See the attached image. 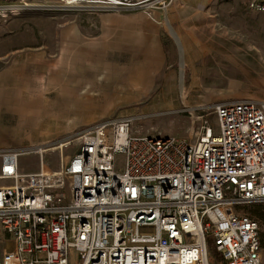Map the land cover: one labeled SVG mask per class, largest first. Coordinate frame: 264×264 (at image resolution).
I'll use <instances>...</instances> for the list:
<instances>
[{
	"label": "rangeland",
	"instance_id": "374dc122",
	"mask_svg": "<svg viewBox=\"0 0 264 264\" xmlns=\"http://www.w3.org/2000/svg\"><path fill=\"white\" fill-rule=\"evenodd\" d=\"M248 2L91 11L0 0V100L14 99L0 107V155L20 153L23 173L54 172L82 131L110 118L132 116L140 134L194 142L205 123L215 127L214 104L264 101V13ZM244 213L264 241V201ZM210 257L221 264L213 247Z\"/></svg>",
	"mask_w": 264,
	"mask_h": 264
},
{
	"label": "built area",
	"instance_id": "2783aa9c",
	"mask_svg": "<svg viewBox=\"0 0 264 264\" xmlns=\"http://www.w3.org/2000/svg\"><path fill=\"white\" fill-rule=\"evenodd\" d=\"M147 0H57L68 10L132 9ZM171 3L172 0H163ZM264 13V0H249ZM194 142L140 134L132 116L82 131L58 171L23 173L0 155V264H264V101L211 107Z\"/></svg>",
	"mask_w": 264,
	"mask_h": 264
},
{
	"label": "crops",
	"instance_id": "0c3cea01",
	"mask_svg": "<svg viewBox=\"0 0 264 264\" xmlns=\"http://www.w3.org/2000/svg\"><path fill=\"white\" fill-rule=\"evenodd\" d=\"M16 103V102H15ZM14 104V99H11V98H6V100L4 102H2L0 100V107H7L9 105H13Z\"/></svg>",
	"mask_w": 264,
	"mask_h": 264
},
{
	"label": "water",
	"instance_id": "95a60500",
	"mask_svg": "<svg viewBox=\"0 0 264 264\" xmlns=\"http://www.w3.org/2000/svg\"><path fill=\"white\" fill-rule=\"evenodd\" d=\"M166 24H167V26H168V28H169V31H170L171 35L173 36L174 40L176 41V43H177V45H178V40H177V38H176V35H175L174 31H173L172 28L169 26L168 22H166ZM178 47H179V45H178ZM179 50H180V52H181V49H180V48H179Z\"/></svg>",
	"mask_w": 264,
	"mask_h": 264
},
{
	"label": "trees",
	"instance_id": "16d2710c",
	"mask_svg": "<svg viewBox=\"0 0 264 264\" xmlns=\"http://www.w3.org/2000/svg\"><path fill=\"white\" fill-rule=\"evenodd\" d=\"M254 205V204H253ZM259 239H260V244H261V247H262V249L264 248V241L262 240L261 241V236H260V233H259Z\"/></svg>",
	"mask_w": 264,
	"mask_h": 264
},
{
	"label": "bare ground",
	"instance_id": "6f19581e",
	"mask_svg": "<svg viewBox=\"0 0 264 264\" xmlns=\"http://www.w3.org/2000/svg\"><path fill=\"white\" fill-rule=\"evenodd\" d=\"M13 9H14V8H13ZM11 10H12V8H11ZM1 12L4 13L5 10H1ZM63 146H64V145H62L61 148H62ZM42 151H43V150H42ZM46 151H47V150H46Z\"/></svg>",
	"mask_w": 264,
	"mask_h": 264
}]
</instances>
